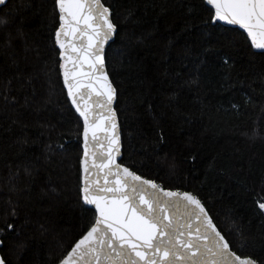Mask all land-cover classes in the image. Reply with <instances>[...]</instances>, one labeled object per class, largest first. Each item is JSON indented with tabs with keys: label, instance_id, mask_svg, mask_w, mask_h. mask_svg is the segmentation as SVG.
<instances>
[{
	"label": "trees",
	"instance_id": "obj_1",
	"mask_svg": "<svg viewBox=\"0 0 264 264\" xmlns=\"http://www.w3.org/2000/svg\"><path fill=\"white\" fill-rule=\"evenodd\" d=\"M105 2L118 25L106 62L120 162L197 194L234 251L264 257V55L238 28L203 42L202 25L186 29L196 13L181 3L199 0ZM9 12L0 27L1 253L9 264H56L94 215L79 197L83 121L62 80L54 0H9L0 15Z\"/></svg>",
	"mask_w": 264,
	"mask_h": 264
},
{
	"label": "snow or ice",
	"instance_id": "obj_2",
	"mask_svg": "<svg viewBox=\"0 0 264 264\" xmlns=\"http://www.w3.org/2000/svg\"><path fill=\"white\" fill-rule=\"evenodd\" d=\"M0 6L8 7L9 0H0ZM181 7L196 13L184 17L185 28L194 27L192 21L202 25V42L217 28L238 25L251 47L264 55V0H199ZM54 11L58 26L53 40L63 83L83 118L79 197L94 211L56 264H264V257L233 250L197 194L165 188L119 162L121 136L113 107L117 90L105 52L118 35L112 7L105 0H54ZM11 19V12L0 15V27ZM22 32L18 27L17 33ZM229 59L222 57L226 66ZM258 207L264 210V202L258 201ZM5 239L0 238V247ZM0 264L9 262L0 256Z\"/></svg>",
	"mask_w": 264,
	"mask_h": 264
},
{
	"label": "water",
	"instance_id": "obj_3",
	"mask_svg": "<svg viewBox=\"0 0 264 264\" xmlns=\"http://www.w3.org/2000/svg\"><path fill=\"white\" fill-rule=\"evenodd\" d=\"M0 7H2V6H0ZM113 22H114V20H113ZM226 26H231V27H235V28H238L239 30H241L242 32H244L243 31V29H240L239 28V26L238 25H235V26H233V25H226ZM246 34V33H245ZM114 39H115V37H114ZM111 43H112V41H110L109 42V44L108 45H106L105 46V52H107V50H108V47L111 45ZM58 47V46H57ZM254 49V48H253ZM254 50H256V51H259V52H261L262 50H258V49H254ZM62 61L60 60V63H61ZM106 67H107V62H106ZM60 70H61V74H62V80H63V73H62V69L60 68ZM107 71H108V74H109V78L111 79V81H112V83H113V86L116 88V90H117V87H116V85H115V83H114V81H113V79H112V77H111V75H110V73H109V70H108V67H107ZM64 84V83H63ZM65 87V86H64ZM65 89H66V87H65ZM66 92H67V89H66ZM69 98V97H68ZM117 99H118V90H117V96H116V100H115V102H114V104H113V107L115 108V110H116V113H117V118H118V124H119V131H120V136H121V153H122V156H123V139H122V128H121V122H120V118H119V113H118V110H117V108H116V104H117ZM69 100H70V98H69ZM70 103H71V100H70ZM72 105V104H71ZM72 107H73V109L75 110V107L72 105ZM76 111V110H75ZM78 115H79V113L78 112H76ZM81 119H82V121H83V118L81 117ZM82 156H83V132H82V155H81V159H80V169H81V176H82V167H81V160H82ZM122 156H121V158H122ZM121 158H120V160H121ZM120 160H119V162H120ZM127 166V165H126ZM129 167V166H128ZM138 174V173H137ZM138 175H140V174H138ZM146 178V177H145ZM147 179H149V178H147ZM158 183V182H157ZM174 190V189H173ZM202 201V200H201ZM203 202V201H202ZM204 203V202H203ZM206 206V205H205ZM88 207H90V208H92L93 209V206H88ZM207 208V207H206ZM208 209V208H207ZM209 211V210H208ZM209 214H210V212H209ZM211 215V214H210ZM214 220V219H213ZM215 222V221H214ZM216 223V222H215ZM217 227H218V225H217ZM219 228V227H218ZM220 229V228H219ZM221 230V229H220ZM222 232V231H221ZM223 233V232H222ZM224 234V233H223ZM1 238V237H0ZM0 256H3L2 255V253H1V247H0Z\"/></svg>",
	"mask_w": 264,
	"mask_h": 264
}]
</instances>
